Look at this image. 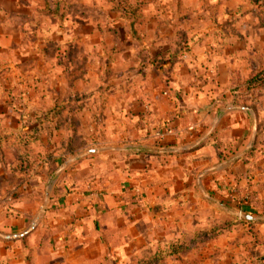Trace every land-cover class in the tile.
<instances>
[{
	"label": "crops",
	"instance_id": "0c3cea01",
	"mask_svg": "<svg viewBox=\"0 0 264 264\" xmlns=\"http://www.w3.org/2000/svg\"><path fill=\"white\" fill-rule=\"evenodd\" d=\"M101 1L104 2L42 0L45 21H41L40 28L45 32L39 39L40 68L47 71L46 76L56 71L57 94L45 97L46 111H41V116L45 114L44 118H56L60 125L53 129L58 130L60 135L64 134L61 129H67L62 125L64 119L84 118L87 114L85 102L94 103L91 111V107L88 109L90 115L95 119L107 120L104 129H100L101 126H97L96 122H90L89 134L102 131L106 136L114 137L115 142L111 141L108 153L119 155L123 160L116 170L124 181L119 187L107 191L103 202L98 203L94 195L84 194L78 189L81 162L67 157L63 166L55 172L57 184L54 186L58 188L59 200L55 201L54 206L58 209L56 212L47 209L45 217H56V227L61 229L74 223L76 215L90 220L112 210L123 212L143 207L158 219L155 218L159 221V228L167 232L156 238V252L182 244V241L187 243L192 239L191 232L194 230L206 232L216 228L219 235L212 239V243L222 249L215 255L211 254L213 260L206 257L205 264H223L221 260L226 259V256H230L229 264H264V239L261 240L263 250L259 251L263 255L259 257L256 243L252 245L253 250L242 252L241 245L249 243V238L241 239V234L232 238L222 236L224 231L235 234L241 231V226L247 227L239 222V214L254 217L256 221L252 222L253 225L263 223L258 217L264 215V126L259 127L258 124L264 112L222 109V97L228 96L233 81L231 83L222 78L220 69L216 70L218 79L214 82L210 80L209 74L200 78L196 73V76H191V80L183 79L178 77L179 68H169L171 65L166 68V73H160L161 58L166 57L168 51V47L160 43L164 34L158 32V44L145 48L133 31L127 30L126 21L123 20L127 13L107 11V16L111 20L116 19V24L109 25L111 29L106 31V36L118 40L120 44L117 47L104 46L106 42L103 43V37L98 38L100 31L97 21L93 19L99 12H106L96 8ZM112 1L115 4L124 2L125 6H129L127 0H106V3L112 6ZM131 2H136L137 8L140 7L135 14L140 18L137 19L140 23L144 21L145 5L179 7L183 0ZM176 10H172L175 18L180 16V11ZM12 17L16 19L15 15ZM219 31L215 28L206 31L209 32L206 34L212 36L216 32L219 35ZM132 37L135 38L131 40ZM205 52L206 58L210 59L212 55L224 53L221 48ZM53 56L56 62H53ZM195 67L200 69L199 65ZM98 68L105 70L103 82L97 79L95 71ZM242 82L237 88L241 87ZM101 84L106 85L107 89L99 97L96 91ZM162 90L164 94H161ZM253 92L254 89L248 90V95L251 96ZM98 102L100 104H96ZM30 116L36 115L32 113ZM256 126L254 144L251 145ZM50 132L51 128L47 130V133ZM71 132L80 134L82 131L72 128L66 133ZM219 141L232 145L231 151L225 152L226 160L219 161L216 158L213 144ZM56 161V158H52L39 163L42 167L49 163L56 164ZM138 164L142 166L136 167ZM12 165L17 167V163ZM14 175L16 182L25 176ZM38 178L43 182L47 175H26L25 182L21 181L23 184L15 182L8 185L7 191L12 196L20 194L21 198H29L37 192L33 179L37 181ZM193 198L204 200L198 212H192L184 218L181 215L167 218L169 213L187 214ZM22 207V203L16 202L12 210L19 216L14 213L13 218L10 215L0 217V264H29L27 257L37 230L27 236L32 226L27 224L30 220L28 215L27 218L21 215ZM78 224L76 221L71 226L76 227ZM61 236L57 238L58 241Z\"/></svg>",
	"mask_w": 264,
	"mask_h": 264
},
{
	"label": "rangeland",
	"instance_id": "374dc122",
	"mask_svg": "<svg viewBox=\"0 0 264 264\" xmlns=\"http://www.w3.org/2000/svg\"><path fill=\"white\" fill-rule=\"evenodd\" d=\"M127 1L129 6H125L124 2L115 4L116 2L113 1L111 6L106 0L97 4L96 8L99 11H106L104 14L99 12L93 18L97 21V29L100 31L98 38L103 37V43L106 42L104 46L108 44L109 47L112 45L117 47L120 44L118 40L106 36L107 30L111 29L108 28L109 25L116 24V19L111 20L107 16V11L127 13L126 19L123 17L127 30L133 31L145 48L158 44V32L164 34L160 38V43L168 47V51L166 57L161 58L160 73H166V68L171 65L169 68H179L178 77L183 79L191 80V76H196V73L200 78H205V75L209 74L210 80L214 82L218 79L216 70L220 69L222 78L231 83L233 81L228 96L222 97L220 106L222 109L264 112V84L255 87L253 94L249 96L242 82L251 73L264 70V0H189L188 2L183 0L179 7L145 5L143 7L145 14L142 16L144 21L140 23L137 20L140 18L135 16L136 9L140 7L137 8L136 2H131L133 0ZM170 8L177 9V12L179 10L180 16L173 17ZM14 15L15 20L12 17ZM44 18L42 0H0V176L2 179L0 217L11 214L13 218L14 203L23 204L21 215L25 217L28 215L30 220L27 224L32 226L27 236L37 230L31 252L27 257L29 264H205V258L208 256L213 260L211 254L215 255L222 249L212 243V239H216L219 235L216 228L206 232L194 230L191 232L192 239L201 240L191 244L183 252L168 254L160 260L152 261L156 253V238L166 235L167 232L159 228L156 217L145 211L143 207L130 208L123 212L112 210L111 213L90 220H84L85 217L76 215L74 223L61 229L56 227V217L51 215L45 217L47 209L55 212L58 209L54 206L55 201L59 200L58 188H55L57 184L55 172L63 166L67 157L76 158L81 162L80 175L77 179L78 189L84 194L94 195L98 203L103 202L107 191L119 187L124 180L116 170L123 160L119 155L108 153L111 141L115 142L114 137L110 138L102 131L89 134L88 126L92 125L90 122H96L97 126H101L100 129H104L107 120L95 119L92 114L90 115L94 103L85 102L87 114L84 118L64 119L62 125L67 129H61L64 134L60 133V135L58 130L53 129L56 125H60L58 120L54 117L44 118L45 114L41 116V111H46L45 97L49 98L57 94L56 71L46 76L47 71L40 68L39 39L45 32L40 28V23L45 21ZM215 28L220 30L219 35L215 34L216 32L212 36L206 34L209 33L206 31ZM133 38L135 37L131 40ZM214 48H221L224 53L212 55V59L206 58L205 51ZM55 59L53 56V62H56ZM194 65H199L200 69L194 68ZM249 71L250 73L247 74ZM95 72L97 79L103 82L105 70L98 68ZM240 81L242 85L237 88ZM105 86L101 84L96 91L97 96L100 97L106 92ZM85 94L88 95L87 92ZM161 94H164L163 90ZM89 107H91L90 111H88ZM32 113L36 116H30ZM258 126H264V114ZM50 128L51 132L47 133ZM72 128L82 131V134L66 133ZM59 140L64 142L57 143ZM25 158L34 163L33 169L26 170L25 165L21 164L22 159ZM52 158H56V164L49 163L41 167L40 161L52 160ZM13 163H17V167L12 165ZM138 165L136 167L142 166ZM40 167L42 170L38 173ZM14 173L24 174L25 178L16 182ZM37 174H45L47 178L43 182H40V178L37 181L33 179V184L37 185V192L29 198H21L20 194L12 196V193L7 191L8 185H13L15 182L21 185L25 182L26 175ZM127 177L130 178V175ZM193 185L194 188L197 187L195 182ZM46 195L48 200L44 208ZM203 202L204 200L198 201L193 198L188 205L190 210L187 214L169 213L167 218L180 215L184 218L192 212L194 214L198 212L197 209ZM6 208L9 210L5 211ZM15 215L19 216V213ZM258 218L263 222L259 226L240 219L247 227L241 226V231L235 234L232 231H224L222 236L232 238L241 234V239L249 238V243H242V252L248 253L249 249L253 250L252 245L256 243L258 248L255 249H258L259 257H262V251H259L263 250L261 240L264 239V215ZM76 221L79 224L76 227L71 226ZM61 234V240L58 241L57 238ZM229 259L230 256H226L223 260L220 258L223 264H229Z\"/></svg>",
	"mask_w": 264,
	"mask_h": 264
},
{
	"label": "trees",
	"instance_id": "16d2710c",
	"mask_svg": "<svg viewBox=\"0 0 264 264\" xmlns=\"http://www.w3.org/2000/svg\"><path fill=\"white\" fill-rule=\"evenodd\" d=\"M264 84V70L258 72V73H251L244 81H243V87H245V90H251L254 89L255 87H258L260 85ZM41 123H38V125H40ZM40 128V127H39ZM214 147L216 148V158L220 161V160H226L227 155L225 154V152L227 151H231L232 145L228 144V143H223V142H215ZM228 147V149H227ZM22 165H25V169H33L32 165L34 164L33 162H31L30 159H22ZM20 166V165H19ZM9 210V208H6L5 211ZM10 216H12L11 214H9ZM240 223H244L242 220H239ZM248 224H252V222H248ZM214 230V229H212ZM218 232V230H217ZM199 240H201L200 238L198 239H191L190 241H188L187 243L185 241H182V244L179 245H171L170 247H167L165 250H160L157 251L153 257H152V261L154 260H160L162 258H164L165 256H167L168 254H178L180 252H183L184 250H186L187 248H189L191 246V244L198 242Z\"/></svg>",
	"mask_w": 264,
	"mask_h": 264
},
{
	"label": "water",
	"instance_id": "95a60500",
	"mask_svg": "<svg viewBox=\"0 0 264 264\" xmlns=\"http://www.w3.org/2000/svg\"><path fill=\"white\" fill-rule=\"evenodd\" d=\"M255 133H256V130L254 129V130H253V138H252L251 145L254 144ZM47 198H48V197H47V195H46L45 201H44V203H43V207H44V208H45V205H46L47 200H48ZM238 218H239V219H243V220H245V221H250V222H254V221H256V219H255L254 217L249 216V215H245V214H239V215H238Z\"/></svg>",
	"mask_w": 264,
	"mask_h": 264
}]
</instances>
